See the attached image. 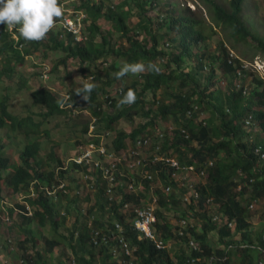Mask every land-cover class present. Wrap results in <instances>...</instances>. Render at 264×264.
<instances>
[{
	"label": "trees",
	"instance_id": "16d2710c",
	"mask_svg": "<svg viewBox=\"0 0 264 264\" xmlns=\"http://www.w3.org/2000/svg\"><path fill=\"white\" fill-rule=\"evenodd\" d=\"M203 1L209 9L211 23L230 35L222 34L223 38L214 46L212 34L206 33V19H199L189 6V15H174L167 20L159 0H61L64 14L44 38L36 41L23 39L16 27L10 30V26L0 24V63H6L0 67V81H12L16 66L40 50L45 52V58L48 52L61 56L42 72L44 77L60 78L59 66H67L69 60H74L79 66L77 71L85 79L76 86L70 79V88H60L67 97L44 86L33 89L32 103L45 110L40 113L39 122H34L30 115L20 118L10 111L9 94L0 100V186L6 184L11 188L12 196L22 193L35 211L34 216L21 215L22 226L18 231L14 225L1 230L0 218L2 249L18 246L28 264L55 261L129 264L130 257L123 252L124 242H128L137 256L134 264H264V77L245 67L239 58L235 64L227 60L230 48H237L241 42L253 44L264 54V18L252 20L258 8L248 11L250 0H228L227 9L215 0ZM155 10H160L156 17L151 15ZM78 11L86 15L82 20L83 38L68 30L66 23V18H74ZM135 16L137 22L131 24ZM103 23H108L110 28L104 31ZM13 32L19 35L17 44ZM135 62L143 63L145 70L129 72L117 79L116 73L124 64ZM84 83L95 85L88 101L76 94ZM129 88L135 90L136 101L118 104ZM61 104H71L73 108L81 105L78 106L81 111L73 112L71 107ZM67 113L71 115L72 135L76 131L85 133L78 143L95 142L88 137L89 121L95 117L99 125L96 134L116 132L111 138L116 151L135 147L142 138H149L151 148L155 149L159 145L157 140L161 139L164 149L174 148L180 165L185 167L184 175L190 173L188 167L195 168V175L188 176L192 202L186 205L182 194L188 187L176 181L167 169L159 172L163 186H171L169 193L156 190L159 221L153 227L165 247L157 248L153 240L145 237L140 239L132 222V226L129 224L137 216V209L147 208L152 199L147 180L141 174L136 178L142 179L147 192L126 191L130 179H124L123 184L112 187L111 191L99 180H88L90 193L84 197L74 194L64 205L62 198L69 197L65 191L70 189L66 179L74 181L78 172L74 166L64 170L66 161L57 152L59 143L53 142L46 126L50 117ZM85 116L87 121L78 129L77 119ZM24 120H28L25 125ZM160 120L169 122L171 129H160ZM127 124L132 125L130 132L124 130ZM43 127L51 145L47 152L48 171L43 156L40 157L44 148L38 136L43 134L39 132ZM19 134L24 136V142L14 144L12 140ZM5 142L16 147L17 154ZM161 167L157 162L148 168ZM57 169L61 180L57 179ZM61 181L66 185L54 191ZM31 187L38 193L36 196L30 195ZM194 191L199 193L198 197ZM81 200L94 201L88 208L93 217L92 227L87 222L79 223L80 216L84 218ZM72 201L77 202L73 209ZM258 201L263 203V210L259 212L261 222L257 226L253 218ZM17 206L26 208L20 202ZM169 211L179 214L175 215L179 217L177 223H171ZM69 215L77 221L60 231V225ZM182 219H187L188 224L180 234L177 230ZM229 221L235 222V229ZM116 223L123 225V232ZM95 230L105 232L107 240L94 243L90 235ZM13 233L25 239L18 241ZM5 235L15 240L4 241ZM191 240L195 241L196 249ZM172 242L179 244L175 255L168 246ZM30 249L33 253H28ZM119 257L126 262L118 261Z\"/></svg>",
	"mask_w": 264,
	"mask_h": 264
},
{
	"label": "rangeland",
	"instance_id": "374dc122",
	"mask_svg": "<svg viewBox=\"0 0 264 264\" xmlns=\"http://www.w3.org/2000/svg\"><path fill=\"white\" fill-rule=\"evenodd\" d=\"M72 1V0H71ZM117 2L120 0H116ZM217 2L221 3V6H223L225 9L228 8L227 4H228V0H216ZM251 4H250V8L248 9V11L251 10H256L258 8L257 11L253 12V17L252 20L255 21H260L264 18V0H250ZM73 2H76V0H73ZM160 2V8L163 10V13H165L167 15V20H171L172 17H174V15H189V6L192 8V10H194L196 12L195 15H197L199 17V19H206L207 22H205V26H206V33L208 34H212L211 37H213L214 39L211 41L212 45L214 46L216 43L218 44V40H221L225 36H230L228 33H224L220 28H218L217 26H215L213 23H211L210 21V12L208 10V8L206 7V5H204V1L203 0H159ZM71 12H73L74 8H73V3L71 6ZM157 11L160 10H155L152 11L151 15L156 17L157 16ZM162 12V11H161ZM164 17V15H162V18ZM137 22V17H133L132 18V23ZM101 28L106 31L110 28V25L108 23H103L101 24ZM214 27V28H211ZM85 28V24L84 27ZM217 32H214V30ZM264 29V28H263ZM264 33V32H263ZM223 34V35H222ZM84 34H82L81 38H83ZM228 41V40H226ZM228 43V47H230L229 42ZM232 49L231 53H235L239 56H241L243 59H246V63L250 64L252 67H257L259 69H253V70H257L259 71V73L262 75L263 71H264V54L261 53L260 49H258L256 46H254L251 43H238L237 44V48H230ZM44 53L42 50H40L39 52L33 54L32 56H28L26 61L21 64V65H17V69H16V74L13 76V80L10 81L11 79H4L5 81L3 82L2 80L0 81V100L2 99L3 96L5 95H10L9 97V105H10V111L14 112L15 114L20 115V118L26 117L27 115H30V117L34 120V122H39L41 121V115L40 113L45 111L44 108L40 107V106H36L32 103V99L30 96V93L33 89L39 88L41 86L47 87L48 89H51L56 91V94L60 91V88L67 90L69 87V82L70 79L75 81V86L80 83H83V81L85 79H83V74L79 71H77L78 63L77 61L74 60H69L67 62V66H59V72H60V78L57 75H52L51 77L48 76V78L44 77V75H41L42 72L45 69H48L50 67H52L53 64H55L56 62H58V60H60V54L56 55L55 52H48L46 58L44 57ZM257 53V55H255ZM36 55V56H35ZM253 58V59H252ZM263 58V59H262ZM44 59L45 62L42 60ZM6 64L4 61L2 63H0V67L2 65ZM43 67V68H42ZM66 71H65V70ZM92 70L93 67L91 68ZM90 69V70H91ZM42 70V71H41ZM41 71V72H40ZM68 75V78L65 77V75ZM23 81H26V83L24 84ZM86 82V81H85ZM70 88V87H69ZM81 106V105H78ZM75 106L73 108V106H70L76 112L81 111L80 109H78L79 107ZM30 110V111H29ZM83 113H86V109L83 111ZM70 116L68 113L66 114H62V115H58L56 117H50V122L48 123V125L46 127H49L50 129V134H51V139L53 140V142H58L59 145L57 146V152L60 156V158L63 161H66L65 165H64V170H67V168L73 167L74 166V170H76L75 165H70V162H68V160H70V157H73L76 153H79L80 151H82L83 147L86 145L84 143H78L79 140H81L84 136L85 133L83 132H79L76 131V135H72L73 132L70 131L71 128V120H70ZM88 118L87 116L84 117H80L78 118V122H77V128H82V126L85 124V121H87ZM60 122V124H59ZM28 120H24L23 125L27 124ZM59 124V127H58ZM158 127L161 129H165V131H167L171 125L169 122L164 121L162 123V120H160V124L158 125ZM169 127V128H168ZM125 131L130 132L132 130V125H126V127H124ZM43 130H45V127H43L42 129H39L40 133H43ZM24 131V130H23ZM4 133V131H3ZM113 134H116L115 131H113L111 133V135L108 137L107 140V144H111V146H109L108 148H110L113 151V145H112V136ZM72 135V136H71ZM36 136V135H35ZM33 136V137H35ZM71 136V137H70ZM0 137H1V131H0ZM41 140L42 143V147L44 148V151H42L41 156H43L45 163V169L48 171V167H47V152L50 149L51 145H50V138H48L47 136H45V134L43 133L42 135L40 134V136H38ZM24 136L19 134V136L15 137V139H13V143L17 144L18 141H20L21 143L24 142ZM6 143V147L11 150L14 154H17V148L14 147L11 143L9 142H5ZM173 155H175L177 157V154H174V151L172 152ZM12 155V154H11ZM69 156V157H68ZM39 157V158H40ZM68 157V158H67ZM42 159V158H41ZM70 165V166H69ZM56 173H60L59 169L56 170ZM56 176H58V174H56ZM75 176L77 177V179H75L74 181H71L69 178L67 179L68 183H69V197H63L62 199L64 200V205H66V203H68L69 200H71L75 195H80V197H84L86 194L90 193V190L87 188L86 183L88 180H91V178H86L85 175L83 174H75ZM58 179V178H57ZM47 186V185H46ZM1 189V194L0 195H5L6 197H11V189L9 187H7L6 184H2L0 186ZM14 200H16L14 198ZM82 201V200H81ZM94 201L91 203H84L83 201L81 202V206L80 208L82 209V214L84 216V218H82L80 216V220L79 222H87L88 223V227H92V215L90 213H88V208L93 205ZM77 202H70V206L73 209L74 206H76ZM91 204V205H90ZM256 204V210H258L256 212V216L254 217L257 221H256V225L257 222H261L260 219V215L259 212H261L263 210V203L261 201H258ZM90 205V206H89ZM255 210V211H256ZM63 212V211H62ZM172 217V221H176V218H179L175 215H179L177 212H175V214L173 213V211H169ZM180 212V211H179ZM0 213H2V209H0ZM181 213V212H180ZM174 215V216H173ZM258 215V216H257ZM77 221L76 217L73 216H68V218L66 219L65 223H62L60 225V231H65L67 230L68 227H72L74 225V223ZM15 231H18V229H15ZM21 237V236H19ZM41 238V236H39ZM216 239V238H215ZM1 246V245H0ZM168 246L170 248H173L174 250H172V255H175L174 252L176 251V249H178L179 244H176L174 242L168 244ZM2 248V247H1ZM43 248V247H42ZM5 251H8L7 249H5V247L3 248ZM0 256L5 257L7 259H9V256L6 255L5 253H3L2 251H0ZM54 264H58V261H55Z\"/></svg>",
	"mask_w": 264,
	"mask_h": 264
},
{
	"label": "built area",
	"instance_id": "2783aa9c",
	"mask_svg": "<svg viewBox=\"0 0 264 264\" xmlns=\"http://www.w3.org/2000/svg\"><path fill=\"white\" fill-rule=\"evenodd\" d=\"M68 25V30L77 31L72 21H66ZM89 114V112H86ZM96 118L92 119L90 129H89V137L95 142H90L86 146L83 147L80 153H76L73 157H70V162H75L77 164L83 165L87 167V172L85 171L86 178H91V180H99L103 185H105L107 190L111 191L112 187L119 186L123 184L124 179H130V183L127 184L126 191H145L147 192V187L142 179L147 180L148 188L150 190V199L152 197V201L150 200L149 206L147 208L137 209L138 214L132 220L129 221V224L134 227V229L138 232L139 238H148L153 240L156 243L157 248L165 247L164 242L157 237L154 232V224L159 221L158 216L156 214V209L158 208L157 201L159 199L158 194L156 193L157 189H162L165 193H169L171 191V186H163L161 178L159 177V172L161 170L167 169L171 172V176L176 180L182 181V184L188 187V191L186 190L182 194L183 204H189L192 202V196L189 194V187H192L191 180H188V176L195 174L194 167H188L190 169V173L184 175L185 167L180 165V161L178 157L173 155V148L164 149V144L162 140H157L158 146L155 149H152V142L149 138L138 139L135 147H128L126 149H120L116 151L113 148V151L108 148L107 140L109 137V133H98L96 131ZM162 137V134H160ZM99 140V141H97ZM264 157V155H263ZM157 162H160L162 167L160 169H150L148 167H152L156 165ZM142 175V179L137 180V175ZM60 177V176H59ZM58 179L61 180V177ZM156 177V179H155ZM65 182L61 181L58 186L55 187L54 191H59L63 189ZM64 191V190H63ZM51 193V191H48ZM195 197L199 196L197 191L193 192ZM138 194V193H137ZM128 204L125 206V209ZM251 207H254V204H251ZM171 223H176V221H172ZM181 227L177 230L180 234L184 233V228L188 224L187 219H182L180 221ZM131 225V226H132ZM229 225L235 229V222L229 221ZM116 227L119 231L123 232V225L116 223ZM100 230H95L94 235H90V239L94 243H99L100 239L103 241L107 240V235L104 234ZM101 240V241H102ZM123 240V238H122ZM11 241V239L7 240ZM190 244L196 249L197 245L194 240H191ZM14 247H12L13 251ZM135 249L130 248L128 242H124V254L130 257L129 264H134L137 256L134 252ZM116 255V253L114 252ZM118 261H124L123 258H118ZM0 264H11V261L5 257L0 256ZM14 264V263H13ZM16 264H28L24 261V259L20 258L18 263Z\"/></svg>",
	"mask_w": 264,
	"mask_h": 264
},
{
	"label": "clouds",
	"instance_id": "9594fccd",
	"mask_svg": "<svg viewBox=\"0 0 264 264\" xmlns=\"http://www.w3.org/2000/svg\"><path fill=\"white\" fill-rule=\"evenodd\" d=\"M63 14H64V6L61 3V0H0V24H5L6 26H10L9 28L10 30H14V27H16L19 35L25 40L36 41V40H40L44 38L46 34L53 28L55 21L59 19ZM85 17H86L85 13H83L82 11H78V13L75 15L74 18H69V17L66 18L69 21H72L75 28L78 29L77 31L72 30L75 34L78 35V38H81L83 34L84 24L82 20ZM18 33L17 32L12 33V36L15 39L16 44L20 42ZM21 45L22 44H19V46ZM231 52H232V49H230V54L227 57V60L229 63L235 64L236 59L239 58L242 60V64L245 67H248L251 69L252 68L259 69L257 67L256 68L252 67L250 64L246 63V59H243L241 56L235 53H231ZM149 67H152V66L149 65ZM144 70H145V65L143 63H140V62H135L131 64L126 63L116 73V77L117 79H119L120 77L124 76L125 74L129 72L140 73V72H143ZM155 70L158 71V69H155ZM254 71L259 73V71L257 70H254ZM238 76H241V73H239ZM261 76L264 77V71ZM45 77L48 78V76H45ZM94 87H95L94 83H84L82 86V89L77 91L76 94L82 95V98L85 101H88L89 95L92 92ZM57 95L67 97V95H64L60 91L57 93ZM135 101H136L135 90L129 88L127 92L124 93L122 98L118 101V104H133ZM64 105L67 108L71 106V104H64ZM64 105L61 104V106H64ZM82 110L84 111L85 109H82ZM86 112H89V110H86ZM93 118L95 117H92L91 120L89 121L90 122L89 129H90V125H91ZM95 126H96V131H97V129H99L97 119H96ZM155 130H159V128H156ZM72 163L73 165H78L81 167V168L76 167V170L79 173V175L80 174L85 175V171L87 172L86 166L77 164L75 162H72ZM192 175H195V174H192ZM57 177H59V173ZM65 192L69 193V190L66 189ZM11 193H13L12 189H11ZM0 194H1V191H0ZM37 194H38L37 192H34V187H31L30 195L36 196ZM22 195H23L22 193L21 195L15 193L13 196L11 195V197H6V196L4 197L3 195H0V209H2V213H0V218L2 220L1 224H3L1 225V230H3L4 228L12 227L13 225L15 226V229H20V227L22 226L21 215H26V216L35 215L34 214L35 211L33 207H31L30 203L25 199L26 196H22ZM14 198L16 200H14ZM17 202L22 203L23 205L26 206V208L25 209L20 208L19 206H17ZM62 214H64V212H62ZM34 222L37 223L36 220H34ZM13 236L18 241L25 239L23 235H19L21 236L19 237L16 233H13ZM13 236L11 237L10 235H5L3 237V240L5 241V240H8L9 238L14 239ZM0 251H2L3 253L9 256V260L11 261V264L18 263L20 258L24 259V261L28 263V261L25 258H23V256L21 255V252L18 251V246L14 247L13 251L11 250L5 251L0 246ZM28 253H33V251L30 249Z\"/></svg>",
	"mask_w": 264,
	"mask_h": 264
},
{
	"label": "crops",
	"instance_id": "0c3cea01",
	"mask_svg": "<svg viewBox=\"0 0 264 264\" xmlns=\"http://www.w3.org/2000/svg\"><path fill=\"white\" fill-rule=\"evenodd\" d=\"M258 216V215H257ZM255 217V216H254ZM254 219V223L256 224V219L255 218H253ZM260 224V222H257V226Z\"/></svg>",
	"mask_w": 264,
	"mask_h": 264
}]
</instances>
